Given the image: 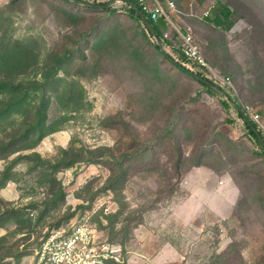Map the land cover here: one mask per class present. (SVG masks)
Masks as SVG:
<instances>
[{"label": "rangeland", "instance_id": "1", "mask_svg": "<svg viewBox=\"0 0 264 264\" xmlns=\"http://www.w3.org/2000/svg\"><path fill=\"white\" fill-rule=\"evenodd\" d=\"M176 3L160 44L125 0H0V264H45L41 241L80 222L120 246L103 264H264V150L237 107L264 122V0ZM186 26L231 84L163 54L211 73L183 54Z\"/></svg>", "mask_w": 264, "mask_h": 264}, {"label": "built area", "instance_id": "2", "mask_svg": "<svg viewBox=\"0 0 264 264\" xmlns=\"http://www.w3.org/2000/svg\"><path fill=\"white\" fill-rule=\"evenodd\" d=\"M138 2L153 19L164 18L168 26L171 25V30L176 27L172 18L177 11L176 0H138ZM208 13L209 11L205 14L208 15ZM178 31L181 33V50L187 60L199 66L209 67L211 73L205 72V75L213 82L231 84L232 80L229 76L220 75L209 66L195 39L191 26H186L183 31L178 29ZM168 34L169 31H166L163 38ZM160 42L162 44L161 39ZM245 111L251 114V118L264 134V122L260 119V113H254L249 105L246 106ZM37 254L40 261L45 264H103L112 258L121 260L120 246L98 242L95 238L94 228L88 222L76 223L70 228L61 227L53 230L41 241L37 248Z\"/></svg>", "mask_w": 264, "mask_h": 264}, {"label": "trees", "instance_id": "3", "mask_svg": "<svg viewBox=\"0 0 264 264\" xmlns=\"http://www.w3.org/2000/svg\"><path fill=\"white\" fill-rule=\"evenodd\" d=\"M109 1V0H108ZM107 1V2H108ZM125 1H129V0H125ZM134 2H136L140 8L142 9V6L141 4L138 2V0H132ZM128 6H129V9L132 11V13L140 20V22L143 24L144 28L146 29V31L151 35V36H154L153 33H151L147 26L145 25V23L143 22V20L141 19L139 13L137 12L136 8L134 7L133 4H131L130 2H127ZM143 10V9H142ZM146 14V16L150 19V22L154 28V31L156 34H158L159 38L162 39L164 37V33H165V30L167 29V23L166 21L164 20V18H159L157 20L153 19L151 17V15L143 10ZM232 13H233V10L227 6V5H223L222 8L220 9L219 13L216 14V16L214 17V22L218 25H225L226 27H229L232 23L231 21V16H232ZM158 47H161L159 44H158ZM163 54L168 57L172 62H174L179 68H181L182 70L187 71V66H185L183 64V61L181 60H177L175 58H173L168 52H166L165 50H162ZM189 73V72H188ZM205 84V83H203ZM207 85V84H205ZM209 86V85H207ZM210 89H213L212 86H209ZM215 88V87H214ZM219 89V88H218ZM238 112L240 113V115L244 118L245 120V124L246 126L248 127L250 133L252 134V136L257 140V142L260 144V146L262 147V149L264 150V143L258 138V136L256 135V133L253 131V129L251 128L248 120H251L256 126H257V123L253 121L252 118H249L242 110V108L238 105ZM261 131V130H260ZM263 137H264V134L263 132L261 131Z\"/></svg>", "mask_w": 264, "mask_h": 264}, {"label": "crops", "instance_id": "4", "mask_svg": "<svg viewBox=\"0 0 264 264\" xmlns=\"http://www.w3.org/2000/svg\"><path fill=\"white\" fill-rule=\"evenodd\" d=\"M215 182V189L217 188V193L219 194L218 196L221 197L222 201H223V205L222 207L218 208H212L213 209V213H215L216 216L221 217V218H226L229 217L232 213H233V209L236 203V199L233 196V193L231 194V191L229 190V188H224V186H222L219 182V179H214ZM211 209V210H212ZM198 212H193L194 214L199 213ZM171 248H169V244H164L161 246V248L158 250V252L153 255L150 256L148 259L150 262L152 263H159V262H165L167 260H169L170 258V254H171ZM131 252H129V257L127 259V264H134V261H137L136 259H142L144 261H146L147 259L142 258L141 256H139V253H134L132 252V250H129ZM173 253V252H172Z\"/></svg>", "mask_w": 264, "mask_h": 264}, {"label": "water", "instance_id": "5", "mask_svg": "<svg viewBox=\"0 0 264 264\" xmlns=\"http://www.w3.org/2000/svg\"><path fill=\"white\" fill-rule=\"evenodd\" d=\"M75 1L78 3H82L84 5H87V6L106 8L107 9V8L111 7L116 0H109L108 2H94V1H90V0H75ZM128 2H130L131 4L134 5V7L136 8L137 12L139 13L141 19L143 20V22L147 26L148 30L154 34V36L157 38V40L160 41L158 34L155 33L154 28L150 22V19L146 16L145 12L140 8V6L136 2H134L132 0H129ZM160 44H161V42H160ZM186 68H187V71L193 77H195L197 80H199L200 82L205 83L209 86H213L215 88L221 89L215 82H213L207 76L203 75L202 73H200L198 71L190 69L188 67H186ZM248 122H249L251 128L253 129V131L258 136V138L264 143V137H263L260 129L251 120H248Z\"/></svg>", "mask_w": 264, "mask_h": 264}]
</instances>
